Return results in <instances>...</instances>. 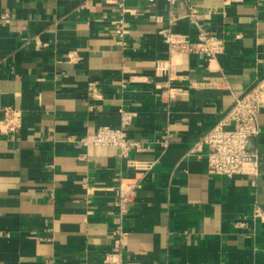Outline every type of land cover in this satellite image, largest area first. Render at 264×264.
Returning a JSON list of instances; mask_svg holds the SVG:
<instances>
[{"label": "crops", "instance_id": "0c3cea01", "mask_svg": "<svg viewBox=\"0 0 264 264\" xmlns=\"http://www.w3.org/2000/svg\"><path fill=\"white\" fill-rule=\"evenodd\" d=\"M192 2L225 48L214 68L200 54L174 56L170 78L156 75L169 57L167 0H0V119L4 106L23 110L18 134L0 130V264H112L117 187L142 172L123 264H264V219L254 217L264 209V108L251 140L259 175L210 174L205 155L189 154L235 95L264 80V0ZM170 26L195 38L187 19ZM166 85L182 92L162 96ZM120 108L137 113L129 136L142 151L70 139L119 126Z\"/></svg>", "mask_w": 264, "mask_h": 264}, {"label": "built area", "instance_id": "2783aa9c", "mask_svg": "<svg viewBox=\"0 0 264 264\" xmlns=\"http://www.w3.org/2000/svg\"><path fill=\"white\" fill-rule=\"evenodd\" d=\"M96 0H83L81 7L89 8ZM106 3L118 4L124 7V0H103ZM153 3L157 0H148ZM169 4V26L159 31L164 41L168 45V59L157 62L156 75L168 74L170 77L172 69V58L176 55L189 56L200 54L207 59L209 68H214L218 60V55L224 51L225 43L219 33L207 24L208 14L199 9L192 0H167ZM182 2L186 6V11L182 15L174 13V9ZM159 21L162 17L157 18ZM187 19L196 29L195 38L189 34L174 31L170 24ZM115 28L118 35L123 38L128 32L127 22L123 17L115 20ZM123 44V41H120ZM145 76L130 75L128 81L135 82ZM171 78V77H170ZM181 88H171L165 86L162 96L175 97L181 93ZM89 95L93 99L102 98V92L96 83H91ZM264 108V80L256 82L254 85L235 95L232 106L189 150L190 155L207 158V170L210 174H218L228 178H233L239 174L259 175L261 172V156L259 152L251 146V140L259 134V114ZM3 117L0 119L1 132L8 135H16L23 125V110L14 106H4L2 108ZM121 123L119 126L104 125L99 127L94 133H87L81 136L70 137L73 142L82 146L92 145H112L120 148L123 156H127L131 151H142V142L132 139L129 136V128L133 123V118L137 114L135 111L120 108ZM167 139L165 142L167 143ZM207 150L204 152L203 147ZM144 173H139L131 179H122L117 187V200L115 206L118 210L119 223L114 230V243L108 253V258L112 264H123L126 239L129 231L125 226V220L131 212V208L136 203L138 190L142 187ZM254 217L264 219V209L256 207Z\"/></svg>", "mask_w": 264, "mask_h": 264}]
</instances>
